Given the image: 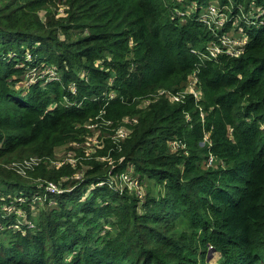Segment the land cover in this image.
Masks as SVG:
<instances>
[{"label": "trees", "instance_id": "obj_1", "mask_svg": "<svg viewBox=\"0 0 264 264\" xmlns=\"http://www.w3.org/2000/svg\"><path fill=\"white\" fill-rule=\"evenodd\" d=\"M210 1L0 0V264H206L209 247L264 264V24L240 23L241 56L205 60ZM130 117L85 170L53 164L86 127Z\"/></svg>", "mask_w": 264, "mask_h": 264}, {"label": "built area", "instance_id": "obj_2", "mask_svg": "<svg viewBox=\"0 0 264 264\" xmlns=\"http://www.w3.org/2000/svg\"><path fill=\"white\" fill-rule=\"evenodd\" d=\"M191 8L193 9L195 8V3L191 4ZM225 10H227L231 14L230 17H227V15L223 14ZM245 10L250 12L247 13L245 12ZM252 11H253L252 7L248 9L242 8L240 6L235 7L230 2V0H227V3L225 4H221L219 0H212L206 5V7L202 9V11L200 12L199 20L212 32L213 35V41L208 43L206 46V54L203 56L205 60L216 59L219 56H228L231 58H237L243 54L248 44V38L246 33L240 31V29L242 30L240 23L242 22L247 26L255 25L253 23V20L254 18H256L257 15L253 17L251 15V13H253ZM261 12L262 11L260 10L258 14H260ZM177 15L180 18H184L185 15L188 14L187 12H179ZM238 15L240 16L239 18L241 21L236 23L235 17H237ZM262 15L264 16V13H262ZM231 20H233L232 23ZM227 22H230L231 23L230 27L231 28L234 27V29L240 26L239 32L237 33L239 34L238 36H233V35L231 36V33H229L228 30L225 31V25ZM262 23L264 24V17L262 18V21L257 24H262ZM241 37H243V39ZM28 74L30 75L27 76V81L25 85L34 83V81L36 80V76H37L36 72L30 71ZM48 75L49 77L52 78L55 77V73L52 70L48 71ZM197 81L198 80L196 74L193 73L189 77L188 88L190 87V91L189 92L187 91V93L192 94L195 98H199L198 96L200 94V89L196 88ZM194 90H196L197 93H195ZM167 97L169 98L170 102H178L181 98H183L181 94L180 95L178 94L176 96L167 95ZM132 120H134L135 123L134 122L127 123L129 129L131 126L137 123L136 118ZM129 133L130 130L128 132L125 130V135L123 136L116 135V138L113 139L114 143L123 141ZM35 160L37 161V159H30L28 161L23 162V168L21 170H23L24 168L31 167V165L33 164H36ZM126 177L129 180L126 181ZM116 179L120 181L119 183L120 187H127L131 189V187L136 186V182L132 181L131 178L128 177L126 174H120L119 177H117ZM111 184L112 182H110V185ZM47 189L51 192H55L57 190L54 185H49Z\"/></svg>", "mask_w": 264, "mask_h": 264}, {"label": "rangeland", "instance_id": "obj_3", "mask_svg": "<svg viewBox=\"0 0 264 264\" xmlns=\"http://www.w3.org/2000/svg\"><path fill=\"white\" fill-rule=\"evenodd\" d=\"M183 7H185V9L183 11H186L188 15L190 13H193V11H194V9L191 8V5L188 7H187V5H185ZM178 11H179V9H178ZM257 11L259 12L260 10L257 9ZM245 12L249 13L250 11L245 10ZM262 13H264V11H262L260 14H257L256 18H254V20H253L254 24H257V23L262 21V20H259V17H261ZM223 14L227 15V17L231 16V14L227 10H225ZM247 16H250V15H247ZM239 17H240L239 15L237 17H235L236 23L241 21ZM239 28H240V26H238V28H236V29H234V27L233 28L229 27L228 32L231 33V36L232 35L238 36L239 34H237V33L239 32ZM240 31L242 32L241 29H240ZM241 38L243 39V37H241ZM38 73L39 72L36 71V74H38ZM29 75L30 74H28L27 76H29ZM71 87H73V86H71ZM189 91H190V87L188 88V92ZM194 91H195V93H197L196 90H194ZM199 95H201V94H199ZM132 119H135V118L130 117V118L123 119L121 122L117 123V125L112 124V123L103 124L104 125L103 129L92 127V126L86 127L87 133L85 136L82 137V140H81V138H79V141L81 140L80 142H78V140L73 141L72 143L61 147L56 152L55 160H53V164H57V162H61L64 160H68L71 163H75V161H76L77 163L82 165L83 170H85L87 166L84 165V163L87 162L88 160H90L92 155H95V151L103 149V145H105L106 140L111 141L114 138H116V135L117 136L118 135L123 136V135H125V130L127 132L130 130L128 128L127 123H129V122L135 123V121ZM96 157H98V156H96ZM11 168L15 169L16 172H18L19 171L18 168H20V169L23 168V163L22 164H16L15 166H11ZM18 174L22 175L21 172H18ZM22 176H24V175H22ZM127 180H129V179L126 177V181ZM117 181H118L117 185L119 186L120 181L119 180H117ZM134 182H135V180H134ZM89 192H90V189L86 192V194L88 195ZM140 193L143 194L144 191L141 190ZM11 211H12V208H4V212L6 214H9ZM36 213H38L37 210H36ZM205 256H206V259H205L206 264H218V262L220 261V258H221V255L217 251H215L214 248H211V247H209Z\"/></svg>", "mask_w": 264, "mask_h": 264}]
</instances>
